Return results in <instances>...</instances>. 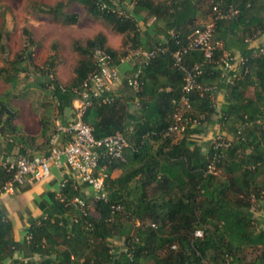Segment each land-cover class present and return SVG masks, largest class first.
Masks as SVG:
<instances>
[{
  "label": "trees",
  "instance_id": "1",
  "mask_svg": "<svg viewBox=\"0 0 264 264\" xmlns=\"http://www.w3.org/2000/svg\"><path fill=\"white\" fill-rule=\"evenodd\" d=\"M103 1L107 6H103ZM129 1L131 12L118 10L110 0L36 4V10L49 15L54 22L72 25L78 22V14L66 11L65 7L75 2L93 20L101 21L121 36L118 49L108 45L106 33L101 30L84 40H73L71 48L78 58L66 87L60 86L55 77L54 57L49 56L40 67L33 61L35 43L28 28H22L21 49L0 66V77L9 83L15 81L14 88L18 75L28 71L29 66L40 70V77H48L57 113L61 115L63 105H71L77 96L74 90L95 68V47L105 49L113 60L122 57L127 47L147 48L137 12L154 17L153 46L166 48L141 65L138 89L127 85L125 75L120 94L109 91L107 102L102 97L94 98L82 115L83 121L93 127L96 138L121 132L128 142L122 159L99 161L107 200H93L80 184L67 179L59 195L50 193L51 206L45 215L31 220L22 245L14 238L12 221L0 209V264H139L146 259L154 264H183L197 260L196 251L211 264H224L226 260L241 264L238 252L245 246L257 252L251 261L242 264H264V228L255 226L256 219L250 211L252 200L260 201L264 194V179L261 183L256 181L261 173L264 176V54L254 55L258 46L248 45L264 31V1ZM214 5L222 10L231 5L238 12L229 19L215 18ZM212 21V41L219 46L212 60L203 64L197 80L202 87L210 86L212 90L194 89L189 95L190 109L186 110L179 104L182 72L174 65L171 52L186 44L196 29H203ZM4 26L3 18L1 53L7 51L2 42ZM55 48L56 44L51 43V49ZM226 52L246 58L237 72L227 77L222 75ZM203 58L201 51L193 50L184 62L191 65ZM40 84L44 86L43 80ZM216 87L226 93L220 113L214 102ZM12 97L14 93L9 91L0 93V133L17 142L31 141L34 137L25 135L14 122L17 112ZM135 99L133 109L131 101ZM177 108L190 122L183 132H170L168 127L174 122ZM38 122L42 137L54 132L48 116H41ZM216 123L233 138L231 146L214 162L215 169L224 176L221 178L207 172V165L220 149H213L211 141L205 151L195 142L190 145L192 135ZM49 137L44 153L49 150ZM10 178L0 167V187ZM76 197L84 201L86 214L79 206L70 204ZM90 199L92 211L87 205ZM112 203L119 204L121 209L112 213ZM195 229L202 230L201 238H193ZM117 239L121 243L116 244ZM172 244H176V249L171 248ZM125 248L132 258L123 251ZM16 250L23 251L27 260L15 258Z\"/></svg>",
  "mask_w": 264,
  "mask_h": 264
},
{
  "label": "built area",
  "instance_id": "2",
  "mask_svg": "<svg viewBox=\"0 0 264 264\" xmlns=\"http://www.w3.org/2000/svg\"><path fill=\"white\" fill-rule=\"evenodd\" d=\"M103 6H105L103 4ZM213 11L216 13L215 18L229 19L234 16L238 10L233 6H229L226 10L220 9L218 6H213ZM214 22H209L203 29H196L192 35L188 37L186 44L180 45L171 52L174 65L182 72L183 84L179 104L183 105L185 109H190L189 95L196 89L200 88L202 91L212 90L210 86H201L198 77L202 73L203 64L212 60L214 50L219 46L218 42L212 41V31ZM193 50L201 51L203 54V61L194 62L187 65L184 62V57ZM166 48L157 45L150 48L127 47L126 53L118 60H113L112 56L103 48L95 47L92 50V58L94 60L95 68L84 80L79 89L74 90L76 97L73 100V115L66 124L55 121V130L51 133L48 143L49 150L42 154H9L0 152V167L10 174V179L0 187V195L5 192H11L15 186L23 185L27 181H43L50 175V166H60L64 161L70 168L71 178L76 184H86L92 190L93 200H107V192L103 186V172L98 171L99 161L101 158L107 159H122L123 150L127 147L128 142L121 132H116L102 138H96L93 134V127L85 123L82 115L88 106L91 105L94 98H101L103 102L110 100L107 93L110 91V86L116 82L120 73L118 70V63L136 64L135 69L126 78L128 86L138 89L139 81L138 74L141 70V65L146 64L148 60L155 56L158 52H164ZM264 54V45L258 46L254 51V55ZM246 61V58L238 54H229L226 52L222 58L223 74L225 71L231 70L234 65L241 66ZM174 122L168 127L170 132H183L190 119L183 116L177 110L174 113ZM195 123L193 120L192 124ZM63 133L66 137L64 142L58 138V134ZM233 138L227 134H221L211 139L213 149H220L216 152L213 158L207 165V172L216 173L215 160L223 155V150L231 146ZM67 179L62 180L59 184V189L64 186ZM59 195V192L57 193ZM253 203L257 202L252 200ZM264 210V194L262 199ZM69 203V202H68ZM253 203L250 211H252ZM70 204L79 206L86 214L84 201L80 198H73ZM111 212L114 213L121 209L119 204L112 203L110 205ZM111 219V217H110ZM154 226V225H153ZM193 238H201L203 232L200 229H195L192 233ZM172 249H176V244L171 245ZM129 258H132L128 249H123ZM197 260H189L183 264H211L205 257L196 251ZM224 264H230L228 260Z\"/></svg>",
  "mask_w": 264,
  "mask_h": 264
},
{
  "label": "rangeland",
  "instance_id": "3",
  "mask_svg": "<svg viewBox=\"0 0 264 264\" xmlns=\"http://www.w3.org/2000/svg\"><path fill=\"white\" fill-rule=\"evenodd\" d=\"M56 1L58 0H0V23L3 18L5 22L2 42L7 45V51L5 53L0 52V66L6 65L5 59L10 60L21 49L24 42L22 28H28L35 43L32 47L33 61L40 67L49 56L54 57L56 63L54 68L55 77L60 86L66 87L72 78L73 67L78 58V54L71 48L73 40H84L101 30L107 32L110 43H113L118 40L120 35L108 29L101 21L93 20L86 10L75 2L66 4L65 7L66 11L78 14V22L72 25L56 23L49 15L39 13L36 10V4L52 5ZM110 1L115 8L123 11L121 6L117 4L118 2L115 0ZM1 11H3V16H1ZM51 43L56 44L54 50L51 49ZM40 72V70L38 71L36 68L29 66L28 71L18 75L15 88L13 87L15 81L9 83L3 77H0V93L4 94L7 91L14 93L15 97H12V99L14 98L13 107L20 115L29 113L34 116L36 113L40 117L48 116L52 124V130H54L55 121L58 120L59 123H62V116L57 113L58 110L51 93L52 87L48 83V77H40ZM40 80H43L44 86L40 84ZM220 112L219 110L218 113ZM224 133L226 134L220 123H216L213 126L204 127L197 135H192L191 141L199 144L201 150L205 151L212 138ZM98 171L102 172L101 169ZM215 174L219 175L220 178L224 177L219 170H216ZM263 179L264 176L261 173L256 181L261 183ZM87 205L92 211L91 199L87 202ZM260 213L262 217H260ZM252 214L256 219L255 226L259 229L264 228L262 226L263 219H260L264 218L262 202L253 203ZM119 243L121 242L117 239L116 244ZM256 252L255 248L243 247L242 252H238L241 264L251 261ZM139 264L154 263L152 260L146 259L140 261Z\"/></svg>",
  "mask_w": 264,
  "mask_h": 264
},
{
  "label": "crops",
  "instance_id": "4",
  "mask_svg": "<svg viewBox=\"0 0 264 264\" xmlns=\"http://www.w3.org/2000/svg\"><path fill=\"white\" fill-rule=\"evenodd\" d=\"M117 4L121 6V9L126 12L132 11V3L129 0H115ZM264 1V0H263ZM103 4L107 6L106 1ZM136 17L138 18V26L142 35V41L146 43V47H152L154 45V17L145 12H137ZM107 43L114 49H118L120 46L121 36L118 40L110 43L109 36L107 35ZM250 47H257L264 45V31L256 38L249 41ZM136 64L127 62L118 63V70L120 73L119 79L111 84L110 92L118 93L122 80L125 75H129L134 69ZM238 70V66L234 65L231 70L225 71L228 76L229 74L234 75ZM214 102L217 111H221L225 102V91L216 87L214 91ZM120 94V93H118ZM75 97L73 98V100ZM73 100L71 105H63L62 113V124H66L71 119L73 109ZM137 104V100L131 101L132 108L134 109ZM40 115L36 114L31 116L29 113L20 115L17 113L15 124L21 129V131L27 136H33L34 139L27 142H17L12 140L10 137L3 136L0 133V152L5 151L9 154H41L47 150L46 139L53 133L48 132L46 137L40 135L39 120ZM61 122V121H60ZM55 130V129H54ZM194 136V135H193ZM59 140L62 142L66 138L63 133L58 134ZM195 139V138H194ZM192 139V140H194ZM194 142L190 143L193 144ZM116 174L118 172H115ZM71 178V171L69 166L62 161L60 166L51 165L50 175L43 181H27L23 185L14 187L11 192H5L0 195V209L5 212L7 217L12 221L14 228V238L19 242L20 245L28 237L27 228L31 220L36 219L42 214L45 215V210L50 208L51 200L50 193L57 194L59 192V184L62 180ZM85 194L91 195L92 190L86 184H80ZM254 214V213H253ZM260 217L262 214L260 213ZM263 225L264 226V218ZM15 258L27 260L24 256L23 251L16 250L14 253Z\"/></svg>",
  "mask_w": 264,
  "mask_h": 264
}]
</instances>
